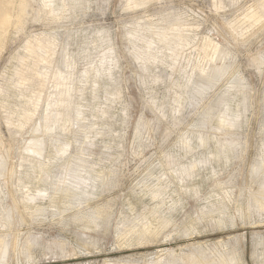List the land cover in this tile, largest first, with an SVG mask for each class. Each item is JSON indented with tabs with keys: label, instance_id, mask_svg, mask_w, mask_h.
I'll return each mask as SVG.
<instances>
[{
	"label": "rangeland",
	"instance_id": "rangeland-1",
	"mask_svg": "<svg viewBox=\"0 0 264 264\" xmlns=\"http://www.w3.org/2000/svg\"><path fill=\"white\" fill-rule=\"evenodd\" d=\"M9 19L0 264H264V0Z\"/></svg>",
	"mask_w": 264,
	"mask_h": 264
},
{
	"label": "bare ground",
	"instance_id": "bare-ground-1",
	"mask_svg": "<svg viewBox=\"0 0 264 264\" xmlns=\"http://www.w3.org/2000/svg\"><path fill=\"white\" fill-rule=\"evenodd\" d=\"M9 5H10V0H0V40L10 25ZM21 12L23 13L24 9H22ZM250 17L253 20L254 18H256V14L253 13Z\"/></svg>",
	"mask_w": 264,
	"mask_h": 264
}]
</instances>
